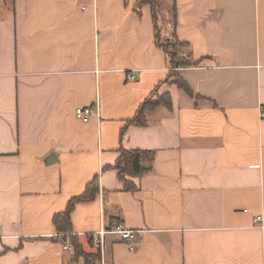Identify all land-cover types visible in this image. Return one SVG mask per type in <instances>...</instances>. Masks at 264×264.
Masks as SVG:
<instances>
[{
	"label": "crops",
	"instance_id": "crops-1",
	"mask_svg": "<svg viewBox=\"0 0 264 264\" xmlns=\"http://www.w3.org/2000/svg\"><path fill=\"white\" fill-rule=\"evenodd\" d=\"M263 114L264 0H0V264H264Z\"/></svg>",
	"mask_w": 264,
	"mask_h": 264
},
{
	"label": "trees",
	"instance_id": "trees-1",
	"mask_svg": "<svg viewBox=\"0 0 264 264\" xmlns=\"http://www.w3.org/2000/svg\"><path fill=\"white\" fill-rule=\"evenodd\" d=\"M140 2H145V3H150L153 7V9L158 7V3L160 0H139ZM179 42H167L165 43V47H166V51L168 54H170L171 57V64L173 65V67H186L189 66L191 64V60H187L184 58L180 57V54H178V50L177 48L179 47ZM176 83L180 85L181 88H183L187 93L193 95L194 92L191 89V87L188 85V83H186L181 77H178L176 79ZM141 110L139 112V116L134 120L135 122H139V118L141 117ZM127 162V164H130L132 167V170L134 172H140V158H139V153L138 152H124L123 155L120 157V166L124 163ZM88 192H86L85 195L81 196V197H75V199H72L69 203V208L68 210L62 214L61 216L57 217L56 223L59 222L61 219L64 220L65 222V227L66 229H68L70 227V213L74 208V204L76 201L79 200H85L89 198V193H96L97 189H96V185L95 182L93 184L90 185V187L88 188ZM92 195H90L91 197ZM93 243V240L91 241V244ZM72 245L76 251V254L78 255H85L87 256V254L85 253V250L82 246V244L80 243L78 238H72ZM92 254H94V257L97 259H99L100 257V253L99 252H93ZM86 260V264H97L95 260H93L92 262H89L87 259Z\"/></svg>",
	"mask_w": 264,
	"mask_h": 264
},
{
	"label": "built area",
	"instance_id": "built-area-1",
	"mask_svg": "<svg viewBox=\"0 0 264 264\" xmlns=\"http://www.w3.org/2000/svg\"><path fill=\"white\" fill-rule=\"evenodd\" d=\"M134 77H135L134 75L130 76V78H134ZM75 115L77 116L78 119L86 123L90 121L93 116H97L98 118H100L99 109L95 107L77 108L75 111ZM262 118L264 119V114L262 115ZM261 219H262L261 217H258L256 220L260 221ZM106 232H108V230L106 231L101 230L99 232H95L93 234V241L97 243L99 246H102L104 235L106 234ZM109 232L118 234L120 237H122V239L127 241L128 246L130 247L131 250H135L136 242L141 231L136 229L135 230L129 229L120 223L116 225ZM64 247L68 248L69 246L65 245Z\"/></svg>",
	"mask_w": 264,
	"mask_h": 264
},
{
	"label": "rangeland",
	"instance_id": "rangeland-1",
	"mask_svg": "<svg viewBox=\"0 0 264 264\" xmlns=\"http://www.w3.org/2000/svg\"><path fill=\"white\" fill-rule=\"evenodd\" d=\"M87 254V252L85 251ZM93 253V252H92ZM88 253L87 256L83 255L85 259H87L89 262H92L93 260L97 261L96 258L94 257V254Z\"/></svg>",
	"mask_w": 264,
	"mask_h": 264
}]
</instances>
